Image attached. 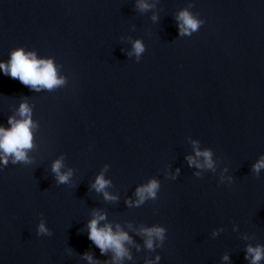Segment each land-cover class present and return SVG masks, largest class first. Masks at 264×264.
Instances as JSON below:
<instances>
[{"label":"water","instance_id":"obj_1","mask_svg":"<svg viewBox=\"0 0 264 264\" xmlns=\"http://www.w3.org/2000/svg\"><path fill=\"white\" fill-rule=\"evenodd\" d=\"M143 2L0 0V61L34 51L65 81L0 72V125L21 103L33 122L27 159L0 162V264H252L248 247L264 248V0ZM184 10L200 21L188 35ZM197 149L212 167L189 164L204 165ZM99 213L130 237L124 256L89 239Z\"/></svg>","mask_w":264,"mask_h":264},{"label":"clouds","instance_id":"obj_2","mask_svg":"<svg viewBox=\"0 0 264 264\" xmlns=\"http://www.w3.org/2000/svg\"><path fill=\"white\" fill-rule=\"evenodd\" d=\"M140 7L146 8L148 5L141 0ZM178 21H180L178 27L182 35H188L191 31L197 30L200 23L187 10L180 12ZM133 48L137 56L144 51V46L139 40L133 42ZM0 72L9 75L11 78L18 79L24 85H28L36 90L40 88L52 89L65 82L63 77L58 76L57 68L52 58L38 57L34 51L25 50L24 48L14 49L7 62L0 61ZM19 116V119L9 117V127L0 125V162L5 164L7 163L8 156L13 157V162L26 160V152L32 147L33 122L30 118V108L26 103H21ZM196 156L203 157L204 165H201L198 160L189 156L190 165L195 163L197 167L205 165L207 167L213 166L210 150L201 151L197 149ZM61 167L62 161L58 159L54 161L52 170L57 173L59 182H66L68 174H62L60 172ZM253 168L257 172L261 168H264V156L253 165ZM108 183L109 181L101 173L97 176L94 187L97 191H102ZM158 187L159 183L155 179L150 180L146 185L139 186L137 194L140 197V201H143L146 195L155 197ZM105 197L113 198L107 192H105ZM103 220H105V215L99 213L89 221V239L100 248L101 252L111 249L114 251L116 257L124 256L126 254L124 242L128 241L130 237L126 232L119 230V226L114 231L110 224H100V221ZM38 231L40 233L47 231L43 223L39 225ZM144 231L148 236L146 244L149 248L153 246V237L160 240L164 238L165 229L161 226L146 228ZM247 253L251 256L252 264H259L261 259H264V248L250 246L247 249Z\"/></svg>","mask_w":264,"mask_h":264}]
</instances>
